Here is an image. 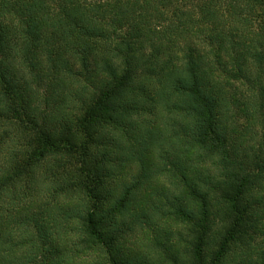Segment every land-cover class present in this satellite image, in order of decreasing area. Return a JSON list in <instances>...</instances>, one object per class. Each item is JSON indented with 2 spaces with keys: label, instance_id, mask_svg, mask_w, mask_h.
Returning a JSON list of instances; mask_svg holds the SVG:
<instances>
[{
  "label": "trees",
  "instance_id": "trees-1",
  "mask_svg": "<svg viewBox=\"0 0 264 264\" xmlns=\"http://www.w3.org/2000/svg\"><path fill=\"white\" fill-rule=\"evenodd\" d=\"M201 2L0 0V264L56 227V210L104 241L101 203L157 194L166 157L176 213L197 203L201 218L174 263L263 264L264 0ZM39 168L78 198L43 201Z\"/></svg>",
  "mask_w": 264,
  "mask_h": 264
},
{
  "label": "rangeland",
  "instance_id": "rangeland-1",
  "mask_svg": "<svg viewBox=\"0 0 264 264\" xmlns=\"http://www.w3.org/2000/svg\"><path fill=\"white\" fill-rule=\"evenodd\" d=\"M173 3L185 6L187 11L202 12L201 0H173ZM238 128V133L243 134L244 128L240 126ZM180 130L182 128L178 129L179 132ZM180 135L181 138L177 144L185 149L186 136L183 132ZM7 145L11 148L12 144L7 143ZM166 148L168 153L171 152V147ZM108 150L114 151L111 147ZM2 157L3 155L0 156V162L3 160ZM51 161V159L46 161L45 165L51 166ZM115 163L117 164L118 161ZM161 163V174L153 176V183H150L157 185V194L152 192L146 195L147 193H144L142 189L129 194L122 207L101 203L103 210L100 212L99 220L104 241H97L83 234L81 232L82 223L75 219H71L69 225H66L65 219L56 210L55 215L57 216L53 217H57L56 227L48 229L40 239H38L36 230H33L34 240L27 247L28 249L17 251L13 249L14 251L9 252L10 259L13 258L12 264H175L177 260L188 259L189 241L194 237L193 223L195 218L197 222L198 219L201 220L198 218L199 208L197 203H192L195 216L191 218L176 213L171 200L173 199L172 188L176 183L175 179L178 178L177 173L174 172L171 160L167 157ZM141 172L144 175L143 170ZM131 175L129 173L127 176L131 177ZM137 180L143 184V188L149 185L144 177H138ZM37 182L40 189L41 187L49 189L46 191L43 188L39 191L41 199L53 201L57 198V201H53L56 207L66 205L68 199L73 198L71 200L75 201L78 198L76 194L71 195L66 191L56 194L52 184L46 181L43 168H39L37 172ZM23 188L19 190L22 191ZM73 204H68V207H73ZM144 207L147 209H143ZM257 209L260 218L258 220L259 232H256L254 242L256 247L260 246L263 249L264 204L257 206ZM48 222L50 226H54L52 221ZM111 237L115 241L110 240ZM31 247L33 250L29 251ZM232 252L226 261L232 259ZM258 257L261 256L256 258ZM258 260L264 264V259Z\"/></svg>",
  "mask_w": 264,
  "mask_h": 264
}]
</instances>
